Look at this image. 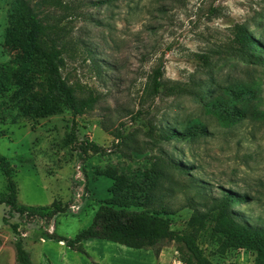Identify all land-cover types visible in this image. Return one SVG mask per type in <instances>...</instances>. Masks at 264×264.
Instances as JSON below:
<instances>
[{
  "label": "rangeland",
  "instance_id": "rangeland-1",
  "mask_svg": "<svg viewBox=\"0 0 264 264\" xmlns=\"http://www.w3.org/2000/svg\"><path fill=\"white\" fill-rule=\"evenodd\" d=\"M0 0V63L5 52L7 10ZM48 25V35L63 49L61 72L79 93L97 95L96 105L74 117L61 107L55 113L26 114V94L41 89L39 79L22 86L0 105V153L15 168L19 202L28 211L47 213L82 195L52 220L51 231L75 237L90 226L103 204L127 194L154 202L151 209L170 219L172 228L190 233L191 217L207 211L220 188L247 193L232 206L236 217L264 226V60L239 57L242 28L263 20L264 0H28ZM264 59V54H263ZM164 65L165 91L150 96L153 70ZM245 87L258 92L246 106L234 93ZM202 91H214L213 99ZM236 103L247 118L229 124L223 109ZM28 105V104H27ZM220 107L217 111L214 106ZM124 124L128 137L118 151L93 155L84 163L87 189L82 190L79 157L69 143L73 126L81 139L110 148ZM205 126L207 134L187 141H162L168 127ZM192 167L191 174L179 169ZM199 186L207 187L199 191ZM7 179L0 170V197ZM144 208V207H140ZM18 225L19 235L12 225ZM0 264H16L13 242L21 237L34 264H93L86 255L43 236L39 221L22 223L0 203ZM198 243L218 264H254L255 252L218 251L213 226L199 230ZM98 264H182L178 244L163 241L152 249L89 239Z\"/></svg>",
  "mask_w": 264,
  "mask_h": 264
},
{
  "label": "trees",
  "instance_id": "trees-1",
  "mask_svg": "<svg viewBox=\"0 0 264 264\" xmlns=\"http://www.w3.org/2000/svg\"><path fill=\"white\" fill-rule=\"evenodd\" d=\"M263 19L254 23V29L264 32ZM5 52L10 56L8 62L0 63V105H8V97L13 91L32 84L33 79H39L41 89H32L26 94L24 111L30 116L55 113L61 107L68 108L74 117L92 109L98 102L97 95H87L70 85L61 72L63 49L48 35V25L37 13L28 0H12L7 10V27L5 28ZM239 57L243 61L253 63V59L260 61L264 54V39L253 33V29L242 28L240 36ZM164 65L160 63L152 73L150 96L159 97L165 91ZM21 90V89H20ZM258 89L245 87L236 91L234 96L240 103L248 104L257 95ZM204 95L213 99L214 91H202L200 101ZM28 104V105H27ZM214 108L219 111L220 107ZM229 124H235L247 118L248 110L234 103L230 111L223 109ZM199 134H207L205 126L197 124L192 129H178L168 127L160 132L162 141H187ZM128 137V127L124 124L118 130V139L110 148L104 147L89 138L81 139L75 126L69 134V143L79 157L81 175L77 177L82 190L87 189V173L84 163L96 154H108L118 151ZM179 169L185 174H191V168L185 163L179 164ZM0 170L7 179V189L0 197V203L9 208L10 217L18 215L22 223L39 221L43 225V236L59 240L73 251L86 255L93 264H98L87 250L84 242L89 239H100L115 242L137 249H152L158 257L163 241H174L178 244L183 264H218L206 255L198 243V232L209 225L213 226L219 242L218 252L225 254L230 248L244 249L255 252L254 264H264V226L254 225L242 216L236 217L232 206L241 204L248 199L247 193H241L229 188H220L221 194L211 198L206 205L207 211L196 212L189 222L190 233H180L172 228L169 218L159 215L151 209L154 202L141 197L127 194L120 195L115 204H103L95 214L90 226L80 231L75 237L59 235L51 231L53 218L65 213L72 206L82 203V195L61 205L54 202L47 213L28 211L19 202V189L14 179L15 168L7 157L0 153ZM207 187L199 186V191ZM144 207V208H140ZM13 232L19 235L18 225H12ZM3 240L0 237V246ZM16 264H34L30 251L24 240L19 237L13 242Z\"/></svg>",
  "mask_w": 264,
  "mask_h": 264
},
{
  "label": "crops",
  "instance_id": "crops-1",
  "mask_svg": "<svg viewBox=\"0 0 264 264\" xmlns=\"http://www.w3.org/2000/svg\"><path fill=\"white\" fill-rule=\"evenodd\" d=\"M87 242H88V240H86L85 242H84V244H85V246H86V244H87ZM62 244H61V246H66L65 244H64V242H61ZM3 246V245H2ZM2 246H0V247H2ZM34 263V262H33Z\"/></svg>",
  "mask_w": 264,
  "mask_h": 264
},
{
  "label": "built area",
  "instance_id": "built-area-1",
  "mask_svg": "<svg viewBox=\"0 0 264 264\" xmlns=\"http://www.w3.org/2000/svg\"><path fill=\"white\" fill-rule=\"evenodd\" d=\"M183 264V263H182Z\"/></svg>",
  "mask_w": 264,
  "mask_h": 264
}]
</instances>
